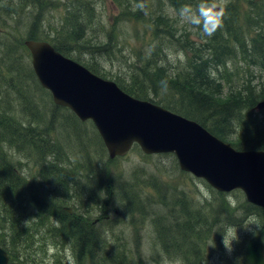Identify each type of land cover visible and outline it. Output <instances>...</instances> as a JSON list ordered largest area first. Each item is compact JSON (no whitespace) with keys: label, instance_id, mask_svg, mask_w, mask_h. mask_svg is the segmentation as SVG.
Instances as JSON below:
<instances>
[{"label":"rangeland","instance_id":"374dc122","mask_svg":"<svg viewBox=\"0 0 264 264\" xmlns=\"http://www.w3.org/2000/svg\"><path fill=\"white\" fill-rule=\"evenodd\" d=\"M194 3L177 9L169 0H0V94H5L4 108L11 109L10 116L37 135L35 143L28 146L5 143L0 134V148L16 167L18 178H38L41 182L42 173L48 174L47 164H54L63 175L78 181L80 188L71 185L65 195L66 206L77 213H89L92 220L102 219L98 229L105 233L102 238L108 250L130 264H176L177 260L186 264V249L182 254L180 248L165 245L174 233L177 238L182 236L178 235L179 224L185 217L196 231L210 224L206 232L190 235L192 240H203L200 264H244L248 241L256 235L264 237V218L242 191L215 190L203 179L182 171L172 154L145 155L136 146L127 156L110 160L94 124L81 122L71 110L55 105L51 93L42 88L24 42L46 41L66 58L124 91L141 89L138 92L146 95V100L171 106L173 112L203 122L209 130L217 127L222 112L200 109L184 92L173 89L172 80L182 84L194 60H208L211 65L213 59L221 57L219 54L227 52L218 70H207L210 79L222 86L223 98L231 92L244 95L250 90H264V64L254 46L259 33L264 34V0ZM202 4L209 6H202L206 14L219 8V27L211 35L203 31L197 18ZM161 16L171 27V42L165 43V35L156 28ZM80 27L81 36L75 35ZM11 68L17 73L10 74ZM157 68L163 69V77L169 82L150 77ZM252 122L264 126V111L242 108L224 127L219 126L223 141L234 144ZM110 184L121 201L113 200L102 212L99 204L107 198ZM222 205H228L223 211H233L238 220L234 218L230 224L223 218L212 226ZM28 222L23 226L32 223ZM173 224H178L175 232L171 231ZM229 226L237 228L240 236L231 253L222 244V233ZM52 227H60L59 221L40 229L48 232ZM50 237L44 233L26 245L21 239L16 264H75L71 245L56 240L60 245H55ZM213 240L216 247H211ZM10 263L15 264V259Z\"/></svg>","mask_w":264,"mask_h":264},{"label":"trees","instance_id":"16d2710c","mask_svg":"<svg viewBox=\"0 0 264 264\" xmlns=\"http://www.w3.org/2000/svg\"><path fill=\"white\" fill-rule=\"evenodd\" d=\"M169 1L174 8L181 9L185 8L186 4H195L194 1L196 0ZM6 6L10 7L11 4L8 3ZM250 19L249 17V20ZM158 20L156 24L157 30H161L160 32L165 35V43L171 42V27H169L170 25L166 17L161 16ZM161 21H163V23H161ZM226 27L234 26L226 25ZM81 32L83 31L80 27L79 32H74V34H79L81 36ZM30 38L35 39L34 36ZM217 39L218 37H215L213 41L216 42ZM76 40L78 39L76 38ZM255 44L257 45H254L255 49L260 54L259 59L262 61V64H264V34L259 33L258 39L255 40ZM227 54V52L219 54L221 57L213 59L211 65H208V63H210L208 60L196 59L192 62L193 65L190 75L187 74L182 84L174 83L176 80H172V83L175 84L172 85L173 89L184 92L190 101L196 104L200 109H210L212 113L216 114L222 112L216 125L217 127L208 128L210 133L222 140L224 135L222 133V128H219L220 125L224 127V123H226L227 119H230L233 114L240 112L242 108H255L259 101L264 100V90L257 93L250 90L248 94L244 95L231 92L223 98L222 86L210 79L207 70H218L217 66L222 63ZM196 63L198 64L195 65ZM8 72L14 75L17 73V69L11 68ZM163 75V69L157 68L156 72L151 74L150 77H156L160 80L163 78L162 80L168 81ZM14 78L15 76L8 83L10 87L13 85L12 81ZM138 91H141V89ZM138 91H132L130 89L127 90V93L138 99L146 100L147 96ZM3 95L5 94H0V98H2V101H0L1 138L5 143L11 145L27 144L28 146H32V144L35 143L33 138L37 137V135H35L36 133L28 131L26 127L30 128V126L24 127V122L15 120L10 116L11 109L5 110L4 105L6 102L4 100L5 97L3 99ZM164 107L171 110V106ZM190 119L195 120L193 118ZM197 122L203 127H206L203 122ZM23 135H26L25 139L19 138ZM232 145L234 148L241 151H264V126L260 125L258 122H252L245 127L243 138L234 142ZM49 152L50 150L47 148V153ZM5 153L6 151L0 148V244L11 257L15 259V264L19 260L20 251L18 248H20L21 245H18V243L20 240H24L23 245H26V243H35L40 235H44V233L47 232V230L44 232L40 228L48 226L51 221L54 222V220H56V222L59 221L60 227H52L48 230L47 234L51 235L50 239L55 245L65 243L71 245L75 264H86L87 261H92L95 264H130L127 260H123L121 257L114 255L113 252H111L112 249L108 250L106 239L102 238L105 233L98 229V224L103 223L102 219L92 220L89 213H77L74 208H72L73 213L70 214L63 208V206H66L67 199L65 195L69 194L70 186L73 185L76 188H80L78 181L72 180V177L67 174L63 175L54 164H47L48 174L42 173V176H40L41 182L38 181V178H33L32 180L26 177L18 178L15 172L16 167L9 162ZM57 191H60V195H57ZM106 192L107 198L102 204H99L102 212H105L108 205H112L113 200L121 201L116 199V192L111 184L108 186ZM135 196H137L136 193ZM228 207V205H222L220 207L221 210L217 211L213 218L212 226L214 223L223 220V218L230 224L232 223V219L235 218V222L238 220V217L235 216L233 211H223L228 210ZM81 208L83 210L85 209L83 206ZM259 209V212L262 214L261 216L264 218V210L260 207ZM28 219L32 222L31 227L29 229L24 227L21 228V226L24 225L23 223L27 222ZM181 220H183L181 223L183 225L179 224L180 231L178 235H182L183 237L177 238L174 233L173 237L167 238L165 245L167 247L180 248L179 250L182 254L186 249L187 252L184 256L186 258V264H200V253L203 240H192L190 239V235L198 234L203 229L197 231L192 229L191 225H193V223H191V220H188V217ZM241 221L242 218H240V222ZM32 225L35 226L36 230L33 229ZM177 225L178 224H173L171 231H177ZM209 226H207L202 233L209 230ZM159 234L162 233L159 232ZM214 234L215 231L212 229L213 238ZM162 239L164 241L165 238ZM185 245H187V248H182ZM187 259H191V261L187 262Z\"/></svg>","mask_w":264,"mask_h":264},{"label":"water","instance_id":"95a60500","mask_svg":"<svg viewBox=\"0 0 264 264\" xmlns=\"http://www.w3.org/2000/svg\"><path fill=\"white\" fill-rule=\"evenodd\" d=\"M24 45L40 85L51 93L54 104L69 108L82 122L91 120L110 160L127 156L135 145L145 155L174 154L182 171L221 193L241 190L249 203L264 209V151L236 150L199 123L132 97L46 41L26 40ZM255 110H264V100ZM8 263L0 246V264ZM244 264H264L262 235L248 241Z\"/></svg>","mask_w":264,"mask_h":264},{"label":"clouds","instance_id":"9594fccd","mask_svg":"<svg viewBox=\"0 0 264 264\" xmlns=\"http://www.w3.org/2000/svg\"><path fill=\"white\" fill-rule=\"evenodd\" d=\"M203 8H209L208 5L202 4L199 8V15L197 18L200 20V23H202L203 31L211 35L217 27H219L220 22V14L212 12L211 14H206ZM231 199V198H229ZM253 218H250V220ZM250 221H246V224H248ZM246 230V229H245ZM240 243V236L238 235V229L229 226L225 232L222 233V244L226 251L233 252L235 250L234 245ZM211 247H216L215 241H212ZM176 264H181L179 260L176 261Z\"/></svg>","mask_w":264,"mask_h":264},{"label":"flooded vegetation","instance_id":"af4514ba","mask_svg":"<svg viewBox=\"0 0 264 264\" xmlns=\"http://www.w3.org/2000/svg\"><path fill=\"white\" fill-rule=\"evenodd\" d=\"M31 222V221H30ZM27 223H29L28 221L27 222H24L23 224L25 225V224H27ZM21 227H25V228H27V229H29L30 227H31V224H29V225H27V226H21ZM48 232H46V234H47Z\"/></svg>","mask_w":264,"mask_h":264}]
</instances>
